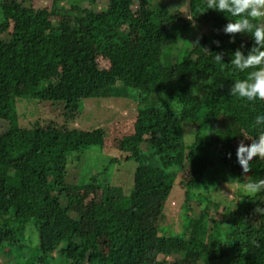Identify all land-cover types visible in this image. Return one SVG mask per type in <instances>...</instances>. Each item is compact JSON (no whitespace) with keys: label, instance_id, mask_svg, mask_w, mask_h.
<instances>
[{"label":"trees","instance_id":"1","mask_svg":"<svg viewBox=\"0 0 264 264\" xmlns=\"http://www.w3.org/2000/svg\"><path fill=\"white\" fill-rule=\"evenodd\" d=\"M85 1L94 6L98 0H68L70 6L56 5L52 10L0 2V25L7 29L14 23L10 40L0 38V45L9 50L0 52V121L7 126L0 133V151L4 149L0 253L13 256L8 264H145L146 260L174 264L193 255L203 264H264V214L257 211L264 208V193L251 197L243 226L232 232L233 241L227 244L209 233L208 214L203 211L197 217L185 214L180 232L149 221L148 216L147 223L144 219L150 200L167 201L184 169L191 168L194 175L185 183L186 196L201 203L213 202L209 193L222 178L242 179L236 141L258 138L253 121L264 113V103L231 97L233 82L246 78L247 72H236L228 64L231 53L240 48L246 54L253 41L244 49L222 37L229 44L226 47L196 44L192 48L191 36H184L192 21H181L166 4L109 0L97 10L84 7ZM197 2L205 6V0H191V5ZM198 9L195 17L218 29L229 22L223 13L210 9L204 14ZM65 16L70 21L75 18L92 44L87 41L77 52L55 35V21L62 24ZM124 25L136 30V48L131 47V34ZM218 48L229 50L222 57L223 66L212 59ZM99 50L108 54L109 68L97 62ZM124 94L139 105L138 130L126 143L136 144L126 160L138 164L129 195L123 186L102 183L98 175L104 172L87 184L67 180L71 161L103 147L104 129L58 128L54 123L46 128L37 123L32 129L18 126L20 97L35 104H63L66 117L75 118L86 99ZM189 96L194 97L192 102ZM153 98L160 101L155 104ZM146 127L155 138H143ZM188 130L193 137L190 144L185 142ZM240 132L252 134L245 138ZM144 142L147 150L141 148ZM117 162L122 160L115 158L110 164ZM250 167L247 182L264 179V160L254 158ZM86 188L94 197L85 213L71 214ZM83 216L91 222V235L81 230ZM27 226L34 228L35 235L25 233ZM100 236L109 243L107 252L99 244ZM160 255L176 259L159 260Z\"/></svg>","mask_w":264,"mask_h":264},{"label":"rangeland","instance_id":"2","mask_svg":"<svg viewBox=\"0 0 264 264\" xmlns=\"http://www.w3.org/2000/svg\"><path fill=\"white\" fill-rule=\"evenodd\" d=\"M3 3H19L25 6H32L35 8H46L52 10L56 5H68L70 6L68 0H0ZM157 4H166L170 7V10L177 12L182 20L192 21L191 28L189 31L184 33L185 37H189L193 40L192 48L196 44H205L209 48L211 45L217 46L213 41L219 40L220 46L222 44L229 45L227 42H222V37H226L228 41L230 40V35H224L223 29H218L213 26V24L205 18L195 17L196 9L204 10L205 6H201L200 2L191 5V0H155ZM109 4V0H98L94 6L90 4L89 1L83 2L84 7H95L97 10H102L105 6ZM139 2L135 4L134 10L139 9ZM204 12L210 13L211 10H206ZM203 12V13H204ZM1 14V11H0ZM205 14V13H204ZM1 16V15H0ZM192 16V19H189ZM66 20L68 19L65 16ZM0 23H2L0 21ZM73 23V26L71 25ZM73 20L63 21L61 24L55 21L56 30L55 35L58 37H63L68 44H71L73 49L77 52L84 48V43L91 42L89 34L85 30L81 29L80 25ZM184 23V22H183ZM180 22V26L183 24ZM14 23H10L9 27L0 25V38L6 42L10 40L12 35ZM123 29L127 30L131 34L130 42L131 47L136 48L137 46V34L136 30L128 28L127 25L123 26ZM252 37L250 35L237 34L235 43L239 44L240 47L243 44L244 49L252 43ZM207 42V43H205ZM7 45V44H6ZM75 47V48H74ZM219 49V50H218ZM218 51H229L226 48ZM8 52L7 46L0 45V52ZM75 51V52H76ZM76 52V53H77ZM95 57L101 68H109L111 61L109 60L108 54L104 50L96 51ZM60 69L57 70V74H60ZM49 83V81H47ZM46 82V84H47ZM125 95V94H124ZM126 96V95H125ZM125 96H113L110 97H100L94 99H86L83 101V106L80 110H77L75 118L70 116L66 117V109L63 104H55L53 102L39 101L34 103L25 98H17L16 105L18 109V126L21 128L32 129L35 124H39L43 127H47L52 123L56 124L58 128H82L86 130L102 128L105 130L104 145L101 148H94L80 154L78 162L73 160L69 166V174L67 175V180L72 183L87 184L92 182V177L96 174H100L99 180L104 183L108 182L110 185H120L124 188V193L129 195L130 190L133 188L135 172L137 169V162L134 160H126V156L130 154V150L133 147L136 148V144H126L129 142L130 138L136 134L138 130L136 127L138 118V101L130 97ZM188 101H193L194 97L189 96ZM155 104L159 101L157 98L152 99ZM222 118V116H221ZM7 126L3 121H0V133L5 132ZM141 128H144L142 126ZM146 134L143 138L151 140L155 138V132H151L147 127ZM223 137V136H222ZM192 135H190L189 130L186 131L185 142L190 144ZM225 138V137H224ZM224 141H227L225 138ZM241 140L236 141V145ZM253 140L247 139L243 142L248 145ZM143 150L148 149V144L145 142L141 144ZM4 150V149H3ZM2 150V151H3ZM0 151V153H2ZM122 160L121 163L110 164L112 159ZM110 164V165H109ZM109 165V166H108ZM2 164L0 163V169ZM105 170V171H104ZM193 171L191 168L184 169L181 171L176 179L174 189L171 193L170 198L161 202L158 197H154L150 200L148 205V211L146 212V217L148 216L149 221L155 220L156 224L165 225L169 227V230L180 232L183 229L184 215H190L192 217L199 216L202 211L203 214H208L209 220V233L213 235L215 240H221L223 243H230L233 241L232 232L237 228L243 226V218L246 217L248 207L252 202L251 197L244 196V194L238 191V188L243 183L247 182L250 176V171L247 174H241L242 179H227L222 178L219 181V186L213 188L209 193L213 202L201 203L196 199H188L186 196L187 188L185 183L193 178ZM232 185V188L230 185ZM58 190H56V193ZM83 200H78L73 204L71 208L73 215L83 214L86 211L88 202L94 197L93 192L90 188L83 189L81 191ZM153 218V219H152ZM146 219V223L148 222ZM151 219V220H150ZM82 232L91 235L93 233V227L91 226L90 220L86 216H83L81 224ZM28 227V226H27ZM34 228L28 227L25 230L26 234H33ZM162 231L160 230V233ZM99 244L101 248L107 252L109 249V243L106 241L105 236L99 237ZM13 256L11 254L0 253V264H8L12 262ZM170 259L174 261L176 256H165L160 255L159 260ZM153 260H146L145 264H152ZM142 264V263H141ZM174 264H203L197 255L190 256L187 260L182 263L174 262ZM216 264H223L222 261H217Z\"/></svg>","mask_w":264,"mask_h":264},{"label":"clouds","instance_id":"3","mask_svg":"<svg viewBox=\"0 0 264 264\" xmlns=\"http://www.w3.org/2000/svg\"><path fill=\"white\" fill-rule=\"evenodd\" d=\"M214 10L223 13L229 22L223 32L230 35V42L234 43L237 34L250 35L253 46L245 54L236 49L230 54V65L234 71L247 72L246 78L235 80L229 89L231 97L242 99L249 103H264V0H205V10ZM192 19V16H189ZM219 47L220 41H213ZM244 45H241L243 48ZM224 52H215L212 58L214 63L225 65L222 57ZM257 139L246 145L241 140L236 148V163L240 166L241 174L250 171V165L255 159L264 160V113H259L253 121ZM245 138L251 134L240 132ZM231 158V153L228 154ZM232 188V185L229 184ZM238 191L244 196L254 197L264 193V179L255 182H245ZM264 214V208H258Z\"/></svg>","mask_w":264,"mask_h":264}]
</instances>
